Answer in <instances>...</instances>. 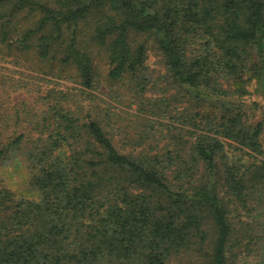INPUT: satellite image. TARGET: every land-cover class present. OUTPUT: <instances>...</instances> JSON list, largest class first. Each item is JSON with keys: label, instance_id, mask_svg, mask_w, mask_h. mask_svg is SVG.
<instances>
[{"label": "trees", "instance_id": "1", "mask_svg": "<svg viewBox=\"0 0 264 264\" xmlns=\"http://www.w3.org/2000/svg\"><path fill=\"white\" fill-rule=\"evenodd\" d=\"M6 50L75 84L1 74L0 264L264 257V0H0Z\"/></svg>", "mask_w": 264, "mask_h": 264}, {"label": "rangeland", "instance_id": "2", "mask_svg": "<svg viewBox=\"0 0 264 264\" xmlns=\"http://www.w3.org/2000/svg\"><path fill=\"white\" fill-rule=\"evenodd\" d=\"M5 53V54H4ZM2 55L0 54V77L3 72H7V68H9V72H19V71H28L33 73L36 76L42 77H48L51 79V82L49 81H39L41 86L44 89H47L48 87L52 85H57L60 88H68L69 86L75 84L74 82L68 80V79H62L57 78L55 76L49 75L45 73L44 71H41L37 68V65H35V68L38 70L36 71L33 68H30V63L32 62L27 61L25 58H21L22 55L19 56V54L16 51L10 52L9 50H6ZM11 53V54H10ZM152 62L154 63L155 57L151 58ZM32 61H35L32 59ZM37 62V61H35ZM96 62L100 64V66L105 69L106 62L103 58L99 57L97 58ZM36 82L37 79L35 78ZM36 94L27 93L25 91H19V92H12L11 98L14 102H19L22 100H31L34 99ZM248 102L253 103L254 100H258L262 106L257 109L258 116L261 113V111L264 110V97L258 96V95H252L247 98ZM252 113V111H251ZM27 127V124H23L19 130H25ZM16 126L11 124L10 131L16 130ZM0 173L3 178H5V181L8 185L13 187L17 190L19 196L35 199L38 198V191H35L31 189L29 185V179H30V171L28 167V163L26 159L23 156L17 157L13 162H11L8 165H5L2 169H0ZM241 261L239 264H264V257L261 255H243L240 259Z\"/></svg>", "mask_w": 264, "mask_h": 264}]
</instances>
